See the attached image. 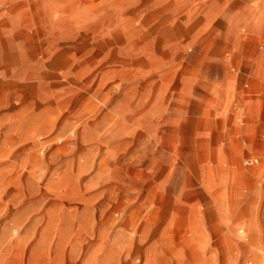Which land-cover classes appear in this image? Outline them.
I'll return each mask as SVG.
<instances>
[{"label":"rangeland","instance_id":"374dc122","mask_svg":"<svg viewBox=\"0 0 264 264\" xmlns=\"http://www.w3.org/2000/svg\"><path fill=\"white\" fill-rule=\"evenodd\" d=\"M0 264H264V0H0Z\"/></svg>","mask_w":264,"mask_h":264}]
</instances>
